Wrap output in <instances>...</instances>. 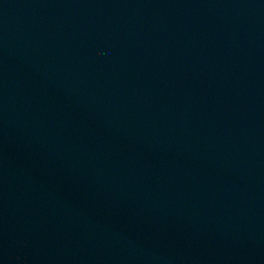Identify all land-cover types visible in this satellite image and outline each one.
Listing matches in <instances>:
<instances>
[{
	"label": "water",
	"instance_id": "95a60500",
	"mask_svg": "<svg viewBox=\"0 0 264 264\" xmlns=\"http://www.w3.org/2000/svg\"><path fill=\"white\" fill-rule=\"evenodd\" d=\"M0 264H264V0H0Z\"/></svg>",
	"mask_w": 264,
	"mask_h": 264
}]
</instances>
